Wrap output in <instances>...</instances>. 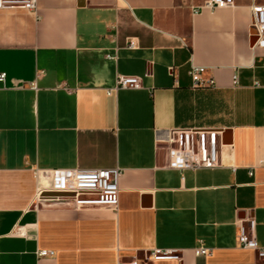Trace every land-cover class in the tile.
Here are the masks:
<instances>
[{"label": "crops", "instance_id": "crops-1", "mask_svg": "<svg viewBox=\"0 0 264 264\" xmlns=\"http://www.w3.org/2000/svg\"><path fill=\"white\" fill-rule=\"evenodd\" d=\"M204 1L0 7V264H260L237 237L253 222L264 246V48L253 0ZM192 65L215 85L191 87ZM118 75L140 87L114 90ZM173 129L222 130L221 166L166 167ZM114 167L116 210L38 198L35 168Z\"/></svg>", "mask_w": 264, "mask_h": 264}, {"label": "built area", "instance_id": "built-area-1", "mask_svg": "<svg viewBox=\"0 0 264 264\" xmlns=\"http://www.w3.org/2000/svg\"><path fill=\"white\" fill-rule=\"evenodd\" d=\"M232 0H205L204 3L195 8L215 9L232 5ZM19 6L36 11V0H0V7ZM251 24L254 29L255 40L251 48H264V5L251 4ZM127 48L137 47L135 39L130 38ZM207 67L192 65L190 70L191 87H213L215 82L210 75H207ZM5 75L0 72V81H4ZM235 82L237 75H234ZM34 87V85H33ZM140 80L137 76L118 75L115 81L114 90L119 88H138ZM111 90H109L110 92ZM167 159L166 167L176 169L180 172L186 169L216 168L221 166V153L224 147L223 133L220 129H173L166 139ZM33 173L37 179L46 178L48 185L39 186L37 195L39 199L56 202L68 201L75 208L100 207L116 210L119 204V180L122 177V169L118 167L104 169H38ZM251 174V173H250ZM51 193L53 196H44ZM250 229L239 225L238 245L243 249H251L256 252L260 264H264V246H260L253 236L251 229L253 222H250ZM17 233L24 234L17 229ZM172 251L156 250L148 258L160 259L171 257ZM196 256H209L212 249L199 245L194 249ZM53 250H39V256H54ZM117 264H137L136 261L122 262Z\"/></svg>", "mask_w": 264, "mask_h": 264}]
</instances>
